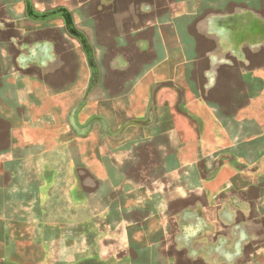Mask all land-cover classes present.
<instances>
[{"label":"crops","instance_id":"1","mask_svg":"<svg viewBox=\"0 0 264 264\" xmlns=\"http://www.w3.org/2000/svg\"><path fill=\"white\" fill-rule=\"evenodd\" d=\"M135 1L0 0V156L22 166L36 150L42 163L35 185L4 191L79 194L57 220L82 242L74 264H215L196 253L200 235L176 242L185 215L215 210L226 194L264 229V177L243 176L244 194L220 185V160L237 149L253 167L264 162V108L249 93L253 78L264 86V61H245L248 41L218 42L236 30L219 17L230 12L217 8L216 32L204 35L208 0H169L166 14H140ZM64 162L72 172L56 173Z\"/></svg>","mask_w":264,"mask_h":264},{"label":"rangeland","instance_id":"2","mask_svg":"<svg viewBox=\"0 0 264 264\" xmlns=\"http://www.w3.org/2000/svg\"><path fill=\"white\" fill-rule=\"evenodd\" d=\"M168 1L154 0L148 5L147 0H137L135 7L140 14L147 11L166 14ZM176 1L171 0L170 3L174 4ZM260 2L261 0H236L232 3L229 0H208L209 7L203 6L204 11L208 10L207 17L201 23L204 35L211 34L207 31L213 28L211 23L218 17L215 14L217 8L223 12H230V15L222 16L221 14L219 17L221 20H232L236 30L229 34L220 29L218 36L221 40L218 42L222 45L224 43L222 39L230 41L231 37V40L237 43L248 41L252 49L249 54L243 55L245 61H261L262 63L264 51L260 47V41L264 37V14L260 18L257 13L260 10ZM242 4L250 6L252 12L244 11ZM182 7L176 5L174 8L180 11ZM212 32L216 31L212 30ZM226 61L232 63L231 58ZM261 76L264 78V71ZM253 79L250 82L249 93L259 99L258 107L264 108V86L260 87ZM4 93L5 89L0 85V97ZM2 125L3 123H0V128ZM33 135L29 134L30 137ZM38 136L47 141L52 140L51 134L40 133ZM2 140L3 137L0 136V142ZM35 152L36 150H28L22 154L24 155L22 166H20L21 163L10 166V163L0 156V264H74L83 257L82 242H76L72 237L67 222L57 220L63 206L76 208L81 205L79 194L43 199L33 189L20 200L14 191L12 196H10L11 193L4 191V186L8 184L10 187V183L22 188L30 186L31 183L35 185L36 171L40 174L42 171V163L35 157ZM45 155H48L45 159L52 158L47 152ZM234 156L220 160L222 172L220 185L224 189L229 184L238 185L237 191L239 194H244L249 191V185L245 184L243 176L248 174L249 177L256 179L264 177V162L260 167H253V164L248 162L252 159L250 160V157L239 149ZM48 168L45 164L44 170ZM253 168L255 171L252 170ZM55 172L68 174L72 172V168L64 162L56 168ZM79 174L82 178L86 176L83 170H79ZM26 198L29 199V205L23 202ZM68 198L70 205L67 204ZM235 198L232 194H226L222 198L224 203H212L219 206L215 210L208 209L209 206H207L197 216L185 215L183 221L187 222L189 227L183 231L181 237H178L177 246H181L186 241V237L192 239L193 235L197 234L200 235V240L196 246L193 245L196 253L203 256L213 255L216 258L215 264H264V229L258 221H250L251 207L240 208ZM193 203L195 204L190 202L188 205Z\"/></svg>","mask_w":264,"mask_h":264}]
</instances>
